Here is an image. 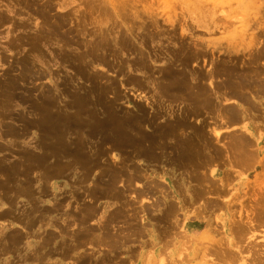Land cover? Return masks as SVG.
<instances>
[{
    "label": "rangeland",
    "instance_id": "rangeland-1",
    "mask_svg": "<svg viewBox=\"0 0 264 264\" xmlns=\"http://www.w3.org/2000/svg\"><path fill=\"white\" fill-rule=\"evenodd\" d=\"M263 204L264 0H0V264H264Z\"/></svg>",
    "mask_w": 264,
    "mask_h": 264
},
{
    "label": "bare ground",
    "instance_id": "bare-ground-1",
    "mask_svg": "<svg viewBox=\"0 0 264 264\" xmlns=\"http://www.w3.org/2000/svg\"><path fill=\"white\" fill-rule=\"evenodd\" d=\"M257 201H258V200H257ZM263 205H264V204H263ZM260 207H261V206L257 207V209L260 210V209H261ZM262 209H263V208H262ZM262 209L260 210V212L262 211ZM257 211H258V210H257ZM168 212H170V211H168ZM258 212H259V211H258ZM260 212H259V214H260ZM166 213H167V212H166ZM259 214L257 213L258 216L262 217V216L259 215ZM261 214H262V213H261ZM263 216H264V215H263ZM247 220H248V219H247ZM242 225H243V224H242ZM245 226H246V225H245ZM246 227H247V226H246ZM244 229H245V228H244ZM244 231H245V230H244ZM257 249H258V248H257ZM261 250H262V249H261ZM262 251H263V250H262ZM263 253H264V252H263ZM263 253H262V254H263ZM258 255H259V253H258ZM263 255H264V254H263ZM263 255H262V256H263Z\"/></svg>",
    "mask_w": 264,
    "mask_h": 264
}]
</instances>
